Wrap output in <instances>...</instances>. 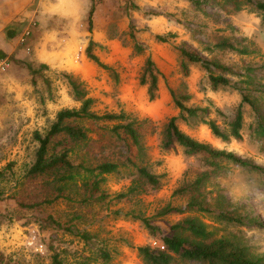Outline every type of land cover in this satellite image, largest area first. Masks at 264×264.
Wrapping results in <instances>:
<instances>
[{
  "label": "rangeland",
  "instance_id": "obj_1",
  "mask_svg": "<svg viewBox=\"0 0 264 264\" xmlns=\"http://www.w3.org/2000/svg\"><path fill=\"white\" fill-rule=\"evenodd\" d=\"M136 1L132 2L136 4ZM101 2L97 0L96 4ZM121 2L114 10L113 28L118 33V23L124 19L129 20V26L122 33L117 49H101L99 60L107 69L91 61L95 68L89 66L92 71L85 78L76 68L73 70L77 72L52 66L41 69L42 64L37 60L35 64L29 62L35 71L30 73L21 58L5 59L9 67L0 73V264H53L54 256L63 264H144L138 248L149 246L163 250L162 238L171 235V227L189 216H197L210 225L215 237H231L246 247L252 257L264 261V174L228 165L209 184L212 209L221 206L222 200L215 198L222 194L231 203L223 208L244 217L242 226L218 222L206 214H162L167 207L185 208L189 197L175 195L176 189L208 169L200 156H187L178 145L171 150L163 148L166 125L179 115L171 90L180 94L182 85H186L192 96L187 106L208 108L210 113L206 119L215 121L225 133L230 131L242 101L240 77L228 76L231 85L213 91L208 73L199 66L192 65L190 75L183 76L178 47L184 45L244 75L247 67L258 69L264 65V25L259 13L251 7L234 12L233 4H225L224 0H161L164 5L142 11L133 9L134 4L130 5L128 0ZM106 3L101 14H106V8L112 4ZM38 14L37 3V26L35 21H27L19 32V44H22L21 37L28 31L34 34L35 28L39 42L42 31L63 30L67 24L58 18L43 25ZM159 14L173 19L169 27L171 24L178 27L170 29V34L175 35L173 38L167 28L160 27L159 35L168 38L166 43L157 41L149 27V16ZM106 22L100 16L94 25L105 28ZM130 25H134L136 39L145 49L142 54L134 52ZM223 38L235 44L242 42L239 47H247L252 53L241 55L217 49L215 45ZM31 50L25 49L28 59L33 54ZM75 55L78 61L87 58L84 49H76ZM148 56L158 71V91L153 101L149 99L148 86L140 82ZM62 73L85 82L89 97L95 100L94 112L102 115L123 111L150 121L146 134L147 155L142 163L137 160L136 163L160 178L158 188L139 180L136 169L126 162L125 143L111 133L116 123L85 121L82 123L85 127L95 130L90 134L94 143L76 154L73 161L78 164L85 157L91 166L106 161L125 164L119 172L107 175L102 186L112 198L85 205L60 199L51 205L31 206L53 196V189L45 182L44 185L43 179L28 176L38 149L34 133L45 134L60 110L81 106L71 97ZM253 75L264 85V68ZM261 107L260 112L264 113V106ZM243 114L242 139L231 138L229 142L217 138L202 122L191 120L187 124L179 119L177 124L193 138L217 149L232 151L264 168V139L253 137L250 128L255 125V112L245 104ZM135 180L142 184L138 192L114 199L117 194L127 193ZM73 198L79 199L76 195ZM143 219L158 228L155 235L145 227ZM84 233H89L91 240H85ZM101 251H107L110 259H103Z\"/></svg>",
  "mask_w": 264,
  "mask_h": 264
},
{
  "label": "trees",
  "instance_id": "obj_2",
  "mask_svg": "<svg viewBox=\"0 0 264 264\" xmlns=\"http://www.w3.org/2000/svg\"><path fill=\"white\" fill-rule=\"evenodd\" d=\"M128 1L130 5L134 4L131 0ZM224 2L225 4H233L234 12H239L244 7H251L259 13L261 22L264 25V0L261 2H255L254 0H224ZM196 4L199 5L200 2H196ZM133 9L138 10L139 7L134 4ZM93 12L94 8L91 9L88 18L90 31L93 28ZM130 27L134 52L137 55L142 54L145 49L136 39L134 25H130ZM169 35L172 38L175 37L173 34L169 33ZM9 36L13 37L14 33H10ZM30 37L31 35L27 39L29 40ZM156 40L166 43L168 38L157 35ZM23 44H27V42ZM238 44H242V42ZM238 44L231 42L228 38H223L215 47L220 50L237 52L241 55L252 53L247 47H239ZM95 46L93 42L89 43L85 50L86 56L99 66L107 69V66L103 65L94 54ZM178 55L183 76L188 77L190 67L197 65L208 73L209 85L213 91L229 87L231 80L228 76L240 77L242 88L239 90L242 92V101L236 110L230 125V131L225 133L219 129L215 121L206 119L208 113H210L208 108L187 106L192 96L186 85H182L180 94L171 90L172 98L179 109V115L172 117L166 125L165 137L162 142L163 148L171 150L178 145L183 148L187 156H200L208 169L199 172L192 181L185 182L176 189L175 195H187L189 197L185 208L167 207L162 214L173 212L177 214H206L215 221L242 226L245 224L244 217L235 216L231 211L223 208L224 206H231V203L226 201L222 194L215 198L216 200H222L221 206H218L215 210L212 209L209 201V184L228 165H236L260 174H264V168L232 151L217 149L208 143L193 138L178 127L177 121L180 119L187 124L191 120L196 123L202 122L208 125L212 133L224 142H229L231 138L241 140V130L244 124L243 107L248 104L255 112V125L250 126L252 136L264 139V113L260 112L262 110L261 106H264V85L253 75L260 68H264V65L258 69L247 67L244 75H241V73L234 71L232 67L226 66L217 60L206 59L197 51L188 49L184 45L178 47ZM0 57H5V55L0 53ZM11 58L15 59L14 56ZM22 63L30 73L35 72L29 62L22 61ZM40 68L46 69L47 66L41 65ZM62 74L67 81L71 97L80 102L81 106L79 109L60 110L56 120L45 134L38 131L34 133V140L38 142V149L35 153V160L28 171V176L33 179H43V181L41 180L43 184L45 182L48 187L53 189V196L31 206L51 205L60 199L68 203L85 205L90 201L104 202L112 198L113 195L102 186L106 182L107 175L119 172L122 165L125 164L106 161L91 166L87 163L85 157H82L78 164L73 161L76 154H80V151L84 148L89 149L91 144L94 143L90 134L95 130L85 127L82 124L85 121L116 123L111 129V133L125 143V149L128 153L126 162L136 169L139 180L141 179L152 188H158L160 178L152 174L147 167L136 163V160L142 163L147 155L146 134L151 126L150 121L148 119L140 120L123 111L118 114L104 113L102 115L94 112L92 106L95 100L89 97L85 82L72 74ZM140 82L141 85L148 86L150 101L155 100L158 91V71L151 56L146 59ZM139 186L142 187V184L135 180L127 193L117 194L114 199L127 198L129 195L138 192ZM73 195H76L79 199H74ZM78 218H81V216H78ZM143 223L155 235L158 228L153 226L147 219H143ZM171 231V235L162 238L166 250L152 249L149 246L138 248L144 264H264L263 260L252 257L248 249L235 239L215 237L214 231L210 230V225L202 222L197 216L184 218L173 225ZM89 237V233L83 234L85 240H91ZM101 256L105 260L110 259L107 251H101ZM52 260L53 264H63L58 256H54Z\"/></svg>",
  "mask_w": 264,
  "mask_h": 264
},
{
  "label": "crops",
  "instance_id": "obj_3",
  "mask_svg": "<svg viewBox=\"0 0 264 264\" xmlns=\"http://www.w3.org/2000/svg\"><path fill=\"white\" fill-rule=\"evenodd\" d=\"M0 53L5 57H0V61L5 59H12L11 57L21 58L22 61L37 63V60L45 66H52L58 69H67L77 72L73 69L76 64L80 66L95 65L85 57L78 61L75 58L76 49H84L88 47L90 42H93L94 54L99 58L101 49H117L120 43L122 33L127 31L129 20H122L118 23V33H115L113 28L114 10L121 6L122 0H102L101 4H96L97 0H0ZM107 1L112 2L111 6L106 8V14H101ZM37 3L39 20L43 23H49L52 19H64L67 24L63 30L51 29L42 31V36L37 41V28L34 29V34L30 31L27 44H19L18 35L25 23L30 20V23L35 21L37 26ZM171 2H168L170 4ZM180 6L178 3H174ZM136 5L139 10L157 8L162 4L161 0H137ZM181 6H183L181 4ZM92 8L94 9L92 16L93 28L89 30V15ZM180 11V7H178ZM175 12L174 10H172ZM33 16V17H32ZM104 16L106 18V25L98 27L94 25L96 17ZM29 17V18H28ZM149 27L156 36L160 34V27L168 29H178L173 27V19L167 15H153L149 16ZM172 24L169 27V23ZM29 23V24H30ZM47 29V26L46 28ZM14 33V36H9ZM173 34V33H172ZM175 34V33H174ZM24 42V43H25ZM31 42V43H30ZM162 43V42H161ZM140 44V43H139ZM25 49L32 51V56L28 59ZM86 55V53H85ZM85 59V60H84ZM106 59V57H103Z\"/></svg>",
  "mask_w": 264,
  "mask_h": 264
},
{
  "label": "built area",
  "instance_id": "obj_4",
  "mask_svg": "<svg viewBox=\"0 0 264 264\" xmlns=\"http://www.w3.org/2000/svg\"><path fill=\"white\" fill-rule=\"evenodd\" d=\"M131 1H134V0H131ZM30 34V31L26 32L22 37H21V42L24 43L25 42V39L27 36H29ZM9 67V64H8V61L7 60H4V61H1L0 62V73L6 71V69ZM161 249H165V246L162 245L161 246Z\"/></svg>",
  "mask_w": 264,
  "mask_h": 264
},
{
  "label": "bare ground",
  "instance_id": "obj_5",
  "mask_svg": "<svg viewBox=\"0 0 264 264\" xmlns=\"http://www.w3.org/2000/svg\"><path fill=\"white\" fill-rule=\"evenodd\" d=\"M90 66V65H89ZM88 65L84 66H76V70L80 72L81 75H83L85 78L89 77L88 75L91 74L92 69H90ZM142 109H145L144 107H141Z\"/></svg>",
  "mask_w": 264,
  "mask_h": 264
}]
</instances>
